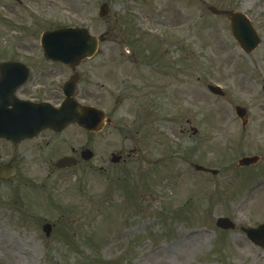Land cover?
Masks as SVG:
<instances>
[{"label":"rangeland","instance_id":"1","mask_svg":"<svg viewBox=\"0 0 264 264\" xmlns=\"http://www.w3.org/2000/svg\"><path fill=\"white\" fill-rule=\"evenodd\" d=\"M103 3L108 13L99 18ZM210 6L246 14L259 47L244 54ZM66 25L104 35L99 50L123 63L117 77L104 70V79L77 87L86 103L105 109L126 87L113 116L128 131L81 135L73 127L47 148L49 166L67 153L68 136V146L91 149L88 163L45 178L44 161L40 167L34 157L0 187V264H264V249L239 230L264 221V0H0V51L20 45L39 60L41 34ZM136 41L162 54L163 68L179 62L177 92L147 97L141 57L124 52ZM209 84L225 96L211 95ZM237 106L246 110L243 126ZM132 148L122 166L110 163V152ZM253 155L258 165L238 168L239 158ZM193 164L218 174L197 173ZM222 216L235 218V231L216 228Z\"/></svg>","mask_w":264,"mask_h":264},{"label":"flooded vegetation","instance_id":"2","mask_svg":"<svg viewBox=\"0 0 264 264\" xmlns=\"http://www.w3.org/2000/svg\"><path fill=\"white\" fill-rule=\"evenodd\" d=\"M30 50H26L29 52ZM24 65L28 69V77L25 84L14 87L12 83L0 86V116L1 125L6 130H10L14 125L13 118L27 114V110L21 108L20 102L29 103L34 107L42 103H50L58 106L63 99V84L67 80L64 67L58 63L48 61L0 59V67L6 65ZM54 69H58L54 71ZM17 73L13 70L0 71L1 74ZM170 74L167 73V78ZM173 78V77H172ZM19 126V123H17ZM16 128V126H15ZM65 131L59 133L52 130H44L31 139H25L18 143L0 139V166L8 165L18 168L20 164L34 157L44 160V164L49 163L47 148L57 146V137L62 136ZM82 135V131H80ZM16 139V136H13ZM68 138L64 137L63 146H68ZM83 149L82 142L76 145L73 140L69 147L70 153L77 160L79 153ZM129 157V156H128ZM130 159V158H129ZM13 179H9L10 182Z\"/></svg>","mask_w":264,"mask_h":264},{"label":"water","instance_id":"3","mask_svg":"<svg viewBox=\"0 0 264 264\" xmlns=\"http://www.w3.org/2000/svg\"><path fill=\"white\" fill-rule=\"evenodd\" d=\"M105 7L102 8L101 14L105 13ZM215 12L214 9H211ZM230 17L231 26L234 33V36L242 44L245 51L252 50L258 43L256 36L253 33V29L245 20V18L238 13L226 12ZM41 44L45 49V53L54 59H61L63 62L70 65L78 63L82 58L91 56L96 49L97 41L95 38L89 36L84 30H59L52 33H45L42 36ZM215 93H218V90H212ZM73 106V105H72ZM74 110L71 107V102L64 103L62 108L57 111L52 112L51 114H41V115H29L20 118V121L25 126V128L20 130L22 136H31L38 132L40 129L45 127H57L60 128L68 123L77 122L80 125L92 126L89 129H97L95 126V121H92L90 116L93 109L90 108H75ZM237 114L242 117L244 115V110L237 108ZM91 123H90V121ZM117 158L114 159L116 161ZM257 161L256 157L251 158H242L239 160L238 164L240 166H245L253 164ZM69 165L65 160H61L57 163V166ZM197 170L201 168L196 166ZM215 173V172H213ZM216 225L220 228H229L232 227L226 219H219L216 222ZM46 234H49L50 227L44 226ZM248 236L259 246L264 247V226L258 228L257 230H248Z\"/></svg>","mask_w":264,"mask_h":264},{"label":"bare ground","instance_id":"4","mask_svg":"<svg viewBox=\"0 0 264 264\" xmlns=\"http://www.w3.org/2000/svg\"><path fill=\"white\" fill-rule=\"evenodd\" d=\"M231 61H232V56L230 57ZM229 61V60H228ZM227 64V63H226Z\"/></svg>","mask_w":264,"mask_h":264}]
</instances>
